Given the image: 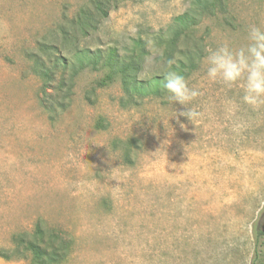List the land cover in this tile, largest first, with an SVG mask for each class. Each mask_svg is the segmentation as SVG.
Returning a JSON list of instances; mask_svg holds the SVG:
<instances>
[{
	"label": "rangeland",
	"instance_id": "1",
	"mask_svg": "<svg viewBox=\"0 0 264 264\" xmlns=\"http://www.w3.org/2000/svg\"><path fill=\"white\" fill-rule=\"evenodd\" d=\"M96 1L0 0V250L41 219L73 238L61 264L264 263V106L252 109L240 86L205 74L207 49L239 48L250 26L264 27V0H230L194 29L204 51L186 78L202 93L188 105L202 114L195 124L178 116L186 109L167 94L121 107L118 81L98 88L101 73L89 68L74 77L69 106L49 120L30 54L69 55L62 46L39 53V41L122 49L137 37L150 42L189 6L101 0L100 17ZM79 12L94 29L76 28ZM155 55L140 76L161 72L148 59ZM99 118L105 128L95 125ZM115 138L135 140L130 160Z\"/></svg>",
	"mask_w": 264,
	"mask_h": 264
},
{
	"label": "trees",
	"instance_id": "2",
	"mask_svg": "<svg viewBox=\"0 0 264 264\" xmlns=\"http://www.w3.org/2000/svg\"><path fill=\"white\" fill-rule=\"evenodd\" d=\"M97 0L95 10L99 16L107 15V9ZM230 0H189L188 8L173 17L166 29L151 33L150 42L141 37L131 40V45L122 49L114 46L95 49L80 48L69 39L49 44L39 41L38 51L45 47L62 46L69 56L60 53L49 54L42 59L39 54L32 52V72L42 81L43 91L40 101L47 112L49 120L69 106L74 77L84 68L101 73L95 86L102 88L118 81L120 96L118 105L121 107L135 106L147 97H163L164 73L175 71L187 78L203 59V43L201 38L194 36L193 31L205 16L226 12V5ZM90 16V13H88ZM76 27L79 31L95 28L89 22H84L86 14L76 15ZM54 46V47H53ZM51 48V47H50ZM155 52V62L159 64L161 72L149 76H140L144 71L146 56ZM171 61V65H169ZM86 99L91 100L90 94ZM95 125L105 128L106 122L99 118ZM133 138L125 140L113 139V145L123 146L124 160H130V150L134 144ZM262 234V233H260ZM11 246L0 250V257L8 260L11 257L27 259L28 264H61L68 259L73 247V238L64 230L47 226L41 219L37 220L30 231L14 232L10 237ZM254 264H264L255 261Z\"/></svg>",
	"mask_w": 264,
	"mask_h": 264
},
{
	"label": "clouds",
	"instance_id": "3",
	"mask_svg": "<svg viewBox=\"0 0 264 264\" xmlns=\"http://www.w3.org/2000/svg\"><path fill=\"white\" fill-rule=\"evenodd\" d=\"M246 40L247 43L239 48L222 44L207 49L205 74L209 81L228 88L240 86L241 101L255 110L264 106V27L250 26ZM163 89L170 103L186 109L179 111L178 116L186 117L193 124L200 119L202 114L188 105L202 93L190 87L183 75L175 71L164 73Z\"/></svg>",
	"mask_w": 264,
	"mask_h": 264
},
{
	"label": "water",
	"instance_id": "4",
	"mask_svg": "<svg viewBox=\"0 0 264 264\" xmlns=\"http://www.w3.org/2000/svg\"><path fill=\"white\" fill-rule=\"evenodd\" d=\"M260 231H261L262 233H264V218H263V221H262V223H261V225H260Z\"/></svg>",
	"mask_w": 264,
	"mask_h": 264
}]
</instances>
